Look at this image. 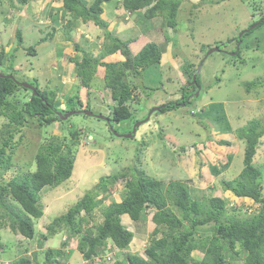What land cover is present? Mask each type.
I'll list each match as a JSON object with an SVG mask.
<instances>
[{
	"label": "rangeland",
	"instance_id": "obj_1",
	"mask_svg": "<svg viewBox=\"0 0 264 264\" xmlns=\"http://www.w3.org/2000/svg\"><path fill=\"white\" fill-rule=\"evenodd\" d=\"M209 1L219 0H184L177 10L178 24L175 33L171 28L163 27L162 34L167 41L157 45L161 62L144 71V83L149 89H155L152 90L151 98L147 94L150 90L145 88L146 95H141V102L132 105L134 117L122 123L112 122L111 128L120 134L128 133L138 120L147 115L149 109L159 104L166 105L179 98V89L183 77H186L184 71L188 63H195L198 69L200 61L203 60L198 72L201 88L198 89L199 96L189 98V103L182 105L181 102L174 108L152 113L147 121L137 126L132 137L116 136L103 119L82 113H74L65 120L48 124H41L33 117H29L30 120L24 123L21 142L18 141L15 147L12 166L3 174V182L14 175L34 170L37 147L50 137H69V130L73 128L81 132L80 143L75 147L74 168L70 178L56 187H45L41 191L43 215L38 219L32 218L36 240L32 242L0 225V263L10 264L21 253L31 256L35 251L37 262L43 264L44 249L61 247V241L65 238V234L61 232L39 245L46 224L65 212L92 188L101 176L118 172L131 165H136L152 177L164 180L175 178L179 169L186 173L188 170L195 172L194 169L204 167L212 172V175H206L210 178L209 186H214L211 193L227 198L228 212L231 215L242 216L243 212L252 210L255 205L250 199L235 197L231 192L224 191L220 181L222 178L236 177L243 167L245 142L235 137L236 130L252 119L264 121V42L261 48L250 46L253 40L264 36V23L247 37L249 44L235 45L232 39L262 18L260 13H264V0H221L211 4ZM22 7L23 9L13 8L9 6L8 0H0V50L5 51L2 60L6 64L8 61L12 62L13 73L19 81L36 80L40 88L47 90L61 84V91L60 88L55 91V100L60 102V109L65 108L64 94H73L77 89L80 98L85 100V89L74 85L78 84L79 80L73 73V63L69 58L74 55L76 44L92 52L93 57L99 55L100 45L93 44L97 39L94 32L85 31L89 44L75 43L80 42L81 38L77 39V35L83 27L78 30L74 27L68 29L65 17L70 18V15L64 11L58 0H31ZM30 9L31 13L34 12L32 18L36 24L27 21L30 16L25 12ZM52 13H60L57 17L62 16L64 19L52 18ZM53 21L60 23L56 25ZM67 30H70L69 40L64 39ZM18 31L21 41H18ZM132 34L133 31L122 33L121 38L127 39V35ZM214 47L219 50L206 55L208 50ZM169 51L171 54H168ZM169 55L172 61L165 60ZM116 57L107 56L103 60L110 61ZM2 60L0 70L7 71V66L2 65ZM248 81H256L260 85L247 92L243 82ZM97 82L103 93H92L89 97L90 106L93 112L105 114L111 111L114 101L100 78ZM188 82L190 86L194 85L192 81ZM95 83L96 80L93 81L94 85ZM218 106H223V109H218ZM198 108L201 112H195ZM4 122L5 119L0 115V128ZM226 122L230 123L231 127L229 130H222ZM17 137L18 135L15 140ZM222 139L231 143L220 145L219 140ZM182 145L188 146L187 149H180ZM227 156H230L228 167L214 176L215 168L211 165L215 164L221 170ZM254 164L261 169L258 180L264 188V137L260 139ZM198 176L193 173L191 178L189 176L191 180L186 182L191 186L195 197L200 199L203 194H208L209 189L205 182L195 184L194 180L198 179ZM116 188V191L106 194L96 212L95 221L101 220L99 211L110 202L111 197L118 199L119 195L124 193L123 181L117 183ZM238 207L239 211L236 209ZM152 213L151 209L146 210L147 220L144 228L138 230L142 232H136L125 253L144 252L150 242ZM122 222L130 230L136 231L127 216H122ZM201 231H204L203 234L210 233L205 229ZM75 243L70 239L69 246L63 247L65 251L70 249L69 255L61 256L63 264H85L80 252L74 248ZM106 255L110 259L116 254L108 251Z\"/></svg>",
	"mask_w": 264,
	"mask_h": 264
},
{
	"label": "trees",
	"instance_id": "obj_2",
	"mask_svg": "<svg viewBox=\"0 0 264 264\" xmlns=\"http://www.w3.org/2000/svg\"><path fill=\"white\" fill-rule=\"evenodd\" d=\"M29 1L11 0L9 5L22 6ZM58 1L70 15L66 21L68 29L80 21L91 22L101 30V34L97 36V41L100 42L97 57H93L92 52L76 44L74 55L69 58L74 64L73 73L79 80L78 84L74 85L85 89V100L80 98L77 89L73 94H64L65 108L60 109V102L55 100V91L57 92L58 88L61 91V84L47 90L40 88L36 80L29 81L38 93L34 95L8 76L15 77L13 64L9 61L6 64L2 60L5 51L0 50V61H3L2 65L7 66V71L0 70L3 74L0 75V115L5 119L0 128V225L32 242L36 240L32 218H40L44 211L41 191L45 187H56L70 178L74 168L75 147L80 143L81 132L71 128L69 137L58 138L55 135L45 143H40L35 153V169L14 175L3 182V174L12 166L15 147L22 139L24 123L30 120L29 117L38 119L41 124L61 120L56 116V111L92 110L89 97L94 92L103 93L97 82L98 78L115 102L111 111L105 113L110 121L107 125L112 127V122L122 123L131 119L134 117L132 105L141 102L144 89L150 90L147 93L149 98L155 90L149 89L144 83V71L161 62L156 44L151 42L144 45L133 54L129 49L128 40H122L108 30V23L101 18V12L102 5L110 0ZM183 2L184 0H121L124 9L141 11L144 18L161 16L164 26L171 28L173 33L178 24L177 10ZM260 17L262 18L257 25L248 26L237 37L232 38L235 45L249 44L247 37L264 23V13H260ZM68 32L70 30H67L65 40L70 39ZM17 33L18 41H21L20 31ZM252 42L251 47L261 48L264 36ZM218 47L221 48L220 45ZM31 48L33 49L32 46ZM237 53L239 55V49ZM107 56L117 57L110 61L103 60ZM184 73L187 81L192 80L195 74V84L200 85L195 63H188ZM259 85L256 81L243 82L247 92ZM179 90L182 93L183 87ZM187 94L188 92L184 91L183 98L180 96L153 113L174 108L181 102L187 104ZM220 107L223 109V106H218V109ZM230 127V123L226 122L222 130H229ZM16 135L18 137L15 140ZM235 137L245 142L243 167L236 177L222 178L220 184L224 191L231 192L233 196L250 199L255 205L251 211L243 212L242 216L231 215L228 212L227 198L211 193L214 186H209L210 178L206 175H212V172L204 167L194 169L199 175L194 182L196 185L205 182L209 190L208 194H203L197 199L186 182L191 180L194 173L192 170L184 173L179 169L175 178L164 180L152 177L143 169L131 165L118 172L101 176L92 188L65 212L46 224L39 245L61 232L65 234V238L61 241V247L44 249L43 264H63L61 256L70 254V249L65 251L63 247L69 246L70 239L76 242L74 248L80 252L86 261L85 264H264V188L258 180L261 169L254 164L260 139L264 137V121L250 120L248 124L236 130ZM142 142L145 143L144 140ZM219 143L229 145L231 142L222 139ZM187 147L182 145L180 149L186 150ZM229 158L230 156H227L221 170L217 165H211L215 168L214 176L228 167ZM120 181H123L124 193L119 195L118 199L111 197L110 202L99 211L101 220L95 221L96 212L106 194L116 191V185ZM148 209L153 211L150 217L152 227L149 232V244L142 254L125 253L136 232H142L138 230L144 228ZM231 209L240 210L239 207ZM123 215L129 218L136 231L123 224ZM202 229L210 233L203 234ZM109 250L114 251L115 257L101 261V252ZM32 254L33 259L23 254L10 264H39L35 257L36 252L33 251Z\"/></svg>",
	"mask_w": 264,
	"mask_h": 264
},
{
	"label": "crops",
	"instance_id": "obj_3",
	"mask_svg": "<svg viewBox=\"0 0 264 264\" xmlns=\"http://www.w3.org/2000/svg\"><path fill=\"white\" fill-rule=\"evenodd\" d=\"M90 1L92 0H89L88 2ZM25 13L26 15L30 16L28 21H33V23L36 24V21H34V19L32 18V14L34 12L31 13V9H30L27 10ZM36 13L38 14V11ZM66 13L69 14L68 12ZM51 15L52 18H58L57 15H60V13L59 14L52 13ZM60 18L64 19L62 16H59L58 19ZM101 18L108 23V27H107L108 30L111 31L114 35H116L120 39H122L121 38L122 33H128L129 31H133L132 35H127V39H122V40H128L129 49L133 54H136L144 45H147L151 42L156 45H160L165 41H167V38L162 34V29L163 27L166 28V26H164L161 16L144 18L143 13L141 11H128L124 9V7L121 4V0H110L108 2H105L102 5ZM67 19L68 17L67 18L65 17V21H67ZM53 22L56 25L60 23L56 21ZM74 27L76 30L81 29V27H83V29L80 30V33L77 35V39L81 38V40L80 42L75 41V43H80V44L85 43L86 45L89 44L88 43L89 40L87 39L85 33V31L87 30L94 32L95 37L101 34L100 32L101 30L91 22L84 23L79 21L78 23H76V26L74 25ZM74 40H76V37H74ZM93 44L99 46L100 42H98L96 39L93 42ZM90 46H92V44H90ZM68 50L70 51V49ZM168 54H171L170 51L168 52ZM165 60L172 61V57L169 55V58Z\"/></svg>",
	"mask_w": 264,
	"mask_h": 264
},
{
	"label": "water",
	"instance_id": "obj_4",
	"mask_svg": "<svg viewBox=\"0 0 264 264\" xmlns=\"http://www.w3.org/2000/svg\"><path fill=\"white\" fill-rule=\"evenodd\" d=\"M259 22H260V20L257 23H254L252 25V27L255 26V25H257ZM216 50H219V48L218 47H214L212 49H209L208 50V53L206 55H209L211 52L216 51ZM202 62H203V60L200 61V65H201ZM200 65H199V67H200ZM0 75H3V74L0 73ZM8 76L11 77V78H13L15 81H17L24 88H27V89L31 90L34 95H37L38 94L37 91H36V89H35V86L33 84H31V83H29L27 81H19L13 75H8ZM192 83H193V81H192ZM196 95H198V94H196ZM162 106H164V105L163 104H159V105H155L154 107H152L151 109H149V111L147 112V115L143 119L138 120L134 124V126L132 127L131 131L128 132V133L120 134L117 131H115L113 128L110 127V129H111L112 133H114V135H116V136L132 137V136L135 135L137 126L140 123H143L144 121H147L150 118L151 114L154 111L159 110ZM74 113H82V114L87 115V116H95V117H98L100 119L105 120L107 122V124L110 123L109 118L107 116H105L103 114L95 113V112H93L90 109H76V110H70V111H67V112L56 111V116L59 119H61V120H65L68 116H70V115H72Z\"/></svg>",
	"mask_w": 264,
	"mask_h": 264
},
{
	"label": "clouds",
	"instance_id": "obj_5",
	"mask_svg": "<svg viewBox=\"0 0 264 264\" xmlns=\"http://www.w3.org/2000/svg\"><path fill=\"white\" fill-rule=\"evenodd\" d=\"M31 1V0H30ZM29 1V2H30ZM28 2V3H29ZM8 3H10V0H8ZM14 3H16V2H14ZM28 3H26L25 5H27ZM10 6V5H9ZM11 7V6H10ZM14 8V7H13ZM15 8H17V9H19V8H22L23 9V7L22 6H19V5H17V6H15ZM8 9H9V12H11L12 10H11V8H9L8 7ZM11 10V11H10ZM28 21V20H27ZM29 22H33V21H29ZM37 23V22H36ZM168 28V27H167ZM43 39H45V38H43ZM40 40H42V39H40ZM43 41V40H42ZM202 65V64H201ZM200 65V66H201ZM199 69H200V67L198 68V69H196V74L199 72ZM194 74V73H193ZM183 82L182 83H186V82H188L187 80H186V78L185 77H183ZM195 80V74H194V76H193V78H192V80ZM195 82H196V80H195ZM201 89V88H200ZM200 91V90H199ZM199 91H198V93H199ZM196 96H198V95H196ZM195 96V97H196ZM180 98V97H179ZM113 103H115V102H113ZM183 103V102H182ZM182 105H184V103L182 104ZM112 107V106H111ZM110 108V107H109ZM111 109V108H110ZM201 109H197V110H195V112H198V111H200ZM93 111V110H92ZM63 112V111H62ZM103 115H105V114H103ZM26 239V238H25ZM110 251V250H109ZM108 251H103V252H101V257H102V260L101 261H105V260H110L109 258H108V255H106V253H107ZM114 252V251H113ZM23 254H25L24 252L23 253H21L20 255H23ZM25 255H27V254H25ZM28 256H30V255H28ZM19 257V256H18ZM17 257V258H18ZM31 258L33 259V254L31 255ZM83 262H85L86 263V261L85 260H83Z\"/></svg>",
	"mask_w": 264,
	"mask_h": 264
},
{
	"label": "flooded vegetation",
	"instance_id": "obj_6",
	"mask_svg": "<svg viewBox=\"0 0 264 264\" xmlns=\"http://www.w3.org/2000/svg\"><path fill=\"white\" fill-rule=\"evenodd\" d=\"M203 63V62H202ZM201 63V64H202ZM190 81H193V84H195L196 82L194 80H190ZM190 82H186V83H182L181 87H183V91L181 93V91H179V96H181V98H183V92L186 91L188 92V101H186L187 103L189 102V98H193L196 96V94H198V89L200 88L198 84H195L194 88H192L189 84ZM193 90V91H191ZM178 99V98H177ZM185 105V103H184Z\"/></svg>",
	"mask_w": 264,
	"mask_h": 264
},
{
	"label": "bare ground",
	"instance_id": "obj_7",
	"mask_svg": "<svg viewBox=\"0 0 264 264\" xmlns=\"http://www.w3.org/2000/svg\"><path fill=\"white\" fill-rule=\"evenodd\" d=\"M195 85V84H194ZM29 90V89H28ZM31 91V90H30ZM123 134V133H122Z\"/></svg>",
	"mask_w": 264,
	"mask_h": 264
}]
</instances>
